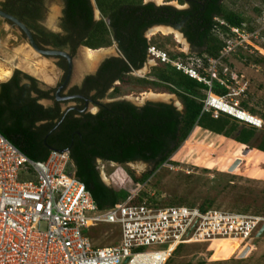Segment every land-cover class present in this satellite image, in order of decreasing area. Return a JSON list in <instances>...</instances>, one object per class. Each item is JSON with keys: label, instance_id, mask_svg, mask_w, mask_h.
<instances>
[{"label": "built area", "instance_id": "1", "mask_svg": "<svg viewBox=\"0 0 264 264\" xmlns=\"http://www.w3.org/2000/svg\"><path fill=\"white\" fill-rule=\"evenodd\" d=\"M215 23L213 32L221 41L216 57H171L149 45L147 58L203 84L202 112L223 113L261 129L262 120L235 100L244 94L245 85L235 86L238 76L227 60L261 51L264 5L254 23L236 27L221 18H215ZM214 82L227 93L214 94ZM167 162L164 166L172 168ZM69 167L65 151L51 150L44 160H31L0 133V264H165L178 245L217 239L249 241L257 238L264 223V215L183 205L159 208L146 199L134 203L135 196L100 210ZM101 226L117 227V245L95 246L84 233ZM152 246L165 248L152 256L143 250ZM146 254L154 261L141 263L140 257Z\"/></svg>", "mask_w": 264, "mask_h": 264}, {"label": "rangeland", "instance_id": "2", "mask_svg": "<svg viewBox=\"0 0 264 264\" xmlns=\"http://www.w3.org/2000/svg\"><path fill=\"white\" fill-rule=\"evenodd\" d=\"M5 1L0 0V6ZM140 1L144 4L167 5L180 10L187 8V4H181L177 0ZM44 5L41 24L57 32L62 0H44ZM222 5L231 12L242 14L246 23H254L264 1L223 0ZM94 13L95 18L99 19L96 9ZM153 29L154 27L148 28L143 34L150 44L157 48L170 53L197 55L200 53V50L186 43L183 35L173 30L175 28H169L171 31L165 34L159 29ZM174 33L181 37V42L176 39ZM101 50L110 51L106 58L118 56L114 45L98 50H80L75 60L73 83H78L84 75L94 70V68L92 70L86 68L84 57L87 51ZM249 55H252L249 62H241L238 55L231 56L227 60L237 76H242L237 79L240 83L235 86L246 84L247 88L245 96L236 97L235 100L245 103V109L254 110L255 115L264 124V43L260 52ZM158 65L148 59L140 69L131 70L130 76L125 75L123 80H120L115 93L106 96L132 102L150 100L175 105L178 112H181L183 105L180 98L169 91V89L176 91L178 88L172 83L164 84L153 76L154 71L160 68ZM15 68L48 83L59 80L61 75L52 66L51 59H43L31 48L16 27L0 18V82L9 80ZM5 73H8L6 77L2 76ZM138 80L150 81L153 84L139 83ZM202 94H205V91ZM263 135L264 126L249 144L241 145L233 138H225L198 129L195 132L194 129L170 156V161L167 163L172 168L162 164L155 169V162L139 160L121 165L99 163L100 180L110 189L132 190V176L136 179L141 178L143 181L129 196H135V201L140 200V202L146 199L148 204L159 208L194 205L264 215V154L256 151V145ZM69 171L73 173L71 161ZM118 232L116 226H101L84 233L92 239L95 246H115L119 243ZM178 246L180 248L176 250ZM178 246L166 261L167 264H264V237L249 241L184 243ZM164 248V246H152L143 250L153 251Z\"/></svg>", "mask_w": 264, "mask_h": 264}, {"label": "trees", "instance_id": "3", "mask_svg": "<svg viewBox=\"0 0 264 264\" xmlns=\"http://www.w3.org/2000/svg\"><path fill=\"white\" fill-rule=\"evenodd\" d=\"M40 1L6 0L2 4L1 10L16 17L31 30V26L27 23V20L30 19L29 10ZM64 1V15L68 21V26L86 37L81 41L83 46L89 49H97L116 44L121 57L112 59L107 63L109 66H116V77L120 80H123L130 69L138 70L145 63L146 49L152 44L143 37V32L154 25H166L175 28L183 34L192 48L200 50L198 55L216 57L221 47V41L213 32L216 24L215 18H221L228 25L236 27H241L245 22L242 14L225 9L222 5L223 0H177L181 4H187V8L181 10L167 5L144 4L140 0H94L101 14V19L97 22L92 20V8L89 0ZM167 53L171 57L183 55L182 53ZM251 56L248 53L238 54L241 62H249ZM158 66L160 68L153 70V76L164 84L172 83L178 88L176 91L170 89L169 91L180 98L184 109L183 113L178 112L172 105L156 104L152 116H147V113L145 116H108L107 119H101L102 116H99L93 129L95 133H122L125 132L124 129L133 134L136 130L146 133L145 136H139V139L135 141L136 143L134 139H126L127 142L129 141L128 143H118L117 147L125 149L121 156L114 158L110 155L100 154L99 156L102 158L115 159L120 162L135 160L155 162V169H157L164 162L170 161V156L196 127L229 137L230 134L226 136L225 126L218 129L219 122L204 119L206 112H202L201 100L204 98V94L201 90L205 89V86L188 78L170 65L159 64ZM11 80L16 81V78ZM138 81L143 84H153L150 81ZM214 85L212 90L215 93H224V89L220 85L217 83ZM8 86L7 84L0 85L2 88L0 101L2 99L11 100L8 97ZM242 107H246L243 102ZM3 109L0 107V133L29 159L44 160L48 151L39 153L36 149L37 137L35 132L31 130L34 118L24 116L23 111L20 112V115L12 113L9 116H3ZM250 110L255 113L254 110ZM136 118L140 122L138 129L135 124ZM125 121L129 123L128 128H125ZM229 129L230 133L237 131V127H230ZM254 135V131L239 129L238 135L233 139L241 145H247ZM256 151L264 154V135L256 145ZM71 167L74 176L84 184L100 210L124 201L134 188L143 181L141 178L136 179L132 176V190H114L101 183L83 156L79 158L74 156ZM133 202L139 203L140 200ZM200 208L207 209L210 207ZM179 248L180 246L176 250Z\"/></svg>", "mask_w": 264, "mask_h": 264}, {"label": "flooded vegetation", "instance_id": "4", "mask_svg": "<svg viewBox=\"0 0 264 264\" xmlns=\"http://www.w3.org/2000/svg\"><path fill=\"white\" fill-rule=\"evenodd\" d=\"M90 5L92 20L97 22L101 19V14L96 4L94 7L90 2ZM64 9L65 1L62 0L57 32L49 30L41 24L45 11L44 0L29 10L30 19L27 20V23L31 26L33 40L36 47L44 52L38 54L45 60L51 59L52 66L61 75L59 80L48 83L15 68L11 78L7 80L11 95V102L8 104L9 111L11 114L17 115L23 111L24 116L34 118L35 124L32 131L37 137L36 149L39 153L51 150L65 151L68 153L71 163L74 156L76 158L83 156L100 180L99 163L121 165L134 161L120 162L115 159L102 158L99 155L106 154L114 158L121 156L125 149L117 147L118 143H128L129 141L127 142L126 139H134L135 142L139 136H145L146 133L136 130L133 134L125 129V132L122 133H95L93 129L99 116H102L101 119H107L108 116H145L146 113L147 116H152L155 105L163 103L150 100L132 102L123 98L106 96L115 93L117 85L120 84V79L116 77V66H109L107 63L121 57L116 44L112 45H114L118 56L108 58L104 56L105 58L103 57L95 65L92 72L84 75L78 83H73L75 60L79 56L80 50H89V48L81 43L86 37L68 26ZM94 9L97 10L99 19L95 18ZM143 37L145 38L144 34ZM98 49L100 48L90 50ZM59 53L67 55L70 60L67 56ZM146 61H148L147 55ZM69 67L71 70L67 77ZM131 70L134 71V69H130L127 75H131ZM7 74L5 73L4 77ZM12 78H16V81L11 80ZM135 120H137L135 124L138 129L140 122L138 118ZM125 123V128H128L129 123L126 121ZM101 183L103 182L101 181Z\"/></svg>", "mask_w": 264, "mask_h": 264}, {"label": "crops", "instance_id": "5", "mask_svg": "<svg viewBox=\"0 0 264 264\" xmlns=\"http://www.w3.org/2000/svg\"><path fill=\"white\" fill-rule=\"evenodd\" d=\"M238 57V56H237ZM230 63V62H229ZM230 65V67L234 70V68H233V66L231 65V64H229ZM235 71V70H234ZM241 78L242 76L240 75V76H238V78ZM239 82V81H238ZM240 83V82H239ZM2 84H7V80L6 81H3V82H0V85H2ZM214 84H216V82H214L213 83V86H212V89H213V87L215 86ZM243 84H245V83H243ZM8 85V84H7ZM219 85V84H218ZM222 87V86H221ZM223 89H224V93L223 94H217V93H215L213 90H212V92L214 93V94H216V95H218V96H222V95H224V94H226L227 93V90L224 88V87H222ZM9 89L10 88H8L7 90H8V94H9ZM246 84H245V91H246ZM2 90V88H0V91ZM206 90V88L205 89H202L201 90V92L202 93H204V91ZM0 94H1V92H0ZM11 95L9 94L8 95V97H9V99H11V97H10ZM245 96V92H244V94L242 95V97H244ZM11 101L10 100H5V99H2L1 101H0V107L1 108H4L3 109V116H9V115H11V111H9V103H10ZM238 104L242 107V102L240 103V101H238ZM7 106V107H6ZM243 108V107H242ZM243 109H245V108H243ZM183 106H182V109H181V112L180 113H183ZM246 111H248L249 113H251L252 115H254V116H256L255 115V113H253L251 110H248V109H245ZM206 114V118H204L205 120H207V121H209V119H212V120H214V121H217V122H219V126H217L218 127V129H221V126H225L224 127V130H225V132H226V136H228L229 134V137H225V138H234L236 135H238V130L239 129H244L245 131H254L255 132V135H254V137L256 136V134H257V132L259 131V129H256V128H254V127H251V126H249V125H246V124H243V123H241V122H239V121H237V120H235V119H233V118H231V117H229L228 115H225V114H223V113H218V114H214V113H212V112H206L205 113ZM259 118V117H258ZM7 119V118H6ZM8 121L6 120V123H7ZM34 124H35V122H33V125H32V127H31V130H32V128H33V126H34ZM230 127H237V131H234L233 133H230ZM195 129H198V130H200V131H202V132H208V133H211V134H215V133H212V132H210L209 130H207V129H203V128H201V127H196ZM216 135H219V136H223V135H220V134H216ZM224 137V136H223ZM253 137V138H254ZM252 138V139H253ZM251 139V140H252ZM250 140V141H251ZM250 141H249V143H250ZM248 143V144H249ZM239 144V143H238Z\"/></svg>", "mask_w": 264, "mask_h": 264}, {"label": "water", "instance_id": "6", "mask_svg": "<svg viewBox=\"0 0 264 264\" xmlns=\"http://www.w3.org/2000/svg\"><path fill=\"white\" fill-rule=\"evenodd\" d=\"M90 2H91V4H92V6L95 7V2H94V0H90ZM156 6H157V5H156ZM159 6H160V5H159ZM0 18L6 20L7 22H9V23L11 24V26L16 27L21 33H23L24 36H25L26 39H27V42H28L29 45L33 48V50H34L35 52H37V53H41V54L44 53V52H42L41 50H39V49L36 47L35 42H34L33 37H32V33H31L30 29H29L25 24H23L21 21H19L16 17H14V16H12V15H10V14H8V13L2 11L1 9H0ZM152 27H164V28H171V29H173V27H171V26H166V25H154V26H152ZM150 28H151V27H150ZM173 30H176V29H173ZM177 31H178V30H177ZM178 32H179V31H178ZM181 35H183V34L181 33ZM183 37H184V36H183ZM184 40L186 41V43H188L185 37H184ZM188 44H189V43H188ZM59 54L64 55V56H67V55H65V54H63V53H59ZM67 57H68V56H67ZM68 60H70L69 57H68ZM70 70H71V67L68 68V74H67V77H69V75H70ZM172 106L178 111V108H177L175 105H172ZM263 232H264V223L262 224V226H261L260 229L258 230V232H257V234H256V237L259 238V237L262 235Z\"/></svg>", "mask_w": 264, "mask_h": 264}, {"label": "bare ground", "instance_id": "7", "mask_svg": "<svg viewBox=\"0 0 264 264\" xmlns=\"http://www.w3.org/2000/svg\"><path fill=\"white\" fill-rule=\"evenodd\" d=\"M159 29V31L161 33H166L167 31H171V29L169 28H163V27H154L153 30H157ZM175 37L177 40H179L180 42L182 41L181 40V37L177 34V33H174ZM89 51V50H88ZM85 54V63H86V68L88 69H91V68H94L95 65L99 62V60H101L104 56H106L108 53H110V51H104V50H101V51H92V52H88ZM2 76H5L4 74H2ZM1 76V77H2ZM218 241H240L238 239H217V240H213L212 242H218ZM155 250L153 251H149L148 253L151 254L152 256H156L155 255ZM149 254H146V255H149ZM162 254V253H160ZM140 259L142 261H140L141 263H144V262H148L149 260L151 262L154 261V257L153 258H150V255L145 257V256H141Z\"/></svg>", "mask_w": 264, "mask_h": 264}]
</instances>
